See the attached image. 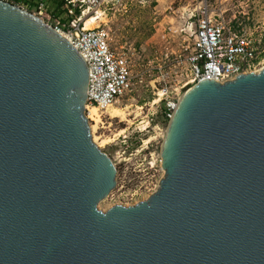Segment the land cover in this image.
<instances>
[{
	"label": "water",
	"instance_id": "obj_1",
	"mask_svg": "<svg viewBox=\"0 0 264 264\" xmlns=\"http://www.w3.org/2000/svg\"><path fill=\"white\" fill-rule=\"evenodd\" d=\"M88 82L62 34L0 0V264H264V68L189 88L157 190L106 211Z\"/></svg>",
	"mask_w": 264,
	"mask_h": 264
},
{
	"label": "rangeland",
	"instance_id": "obj_2",
	"mask_svg": "<svg viewBox=\"0 0 264 264\" xmlns=\"http://www.w3.org/2000/svg\"><path fill=\"white\" fill-rule=\"evenodd\" d=\"M4 1L29 10L24 1ZM42 3L45 8L54 2ZM204 8L259 41L264 57V0H104L96 10L87 11L95 18L91 28L108 29L111 47L126 55L133 76L132 91L113 106L121 110L118 116H111V108L98 110L101 120L93 130L95 123L86 111L92 140L117 170L116 186L99 202L100 210L146 200L164 177L161 147L171 118L165 114L167 101H159L157 93L167 87L170 98L178 101L194 85L187 56L192 50L194 16ZM31 12L43 17L40 10Z\"/></svg>",
	"mask_w": 264,
	"mask_h": 264
},
{
	"label": "built area",
	"instance_id": "obj_3",
	"mask_svg": "<svg viewBox=\"0 0 264 264\" xmlns=\"http://www.w3.org/2000/svg\"><path fill=\"white\" fill-rule=\"evenodd\" d=\"M103 1L67 0L66 7L70 14L78 9L79 15L63 24L51 25L78 50L87 63V112L88 105H94L102 112L107 111L132 91L133 76L128 58L111 47L108 29L101 25L86 28V13L99 8ZM43 8L41 3L40 14ZM38 16L43 18L42 15ZM194 17L196 26L192 50L187 56L193 76L191 83L205 80L225 82L240 74L259 72L264 68L259 41L244 32H238L227 24L223 16H213L207 8L200 10ZM157 95L159 101H167L165 114L172 118L179 100L170 98L167 87L160 89Z\"/></svg>",
	"mask_w": 264,
	"mask_h": 264
},
{
	"label": "trees",
	"instance_id": "obj_4",
	"mask_svg": "<svg viewBox=\"0 0 264 264\" xmlns=\"http://www.w3.org/2000/svg\"><path fill=\"white\" fill-rule=\"evenodd\" d=\"M20 1L26 2L29 7V11H32L33 9L39 11L42 3V0H13L14 3H18ZM52 1L54 3L47 5L44 8V11H42V14L44 18L53 20L55 24H63L66 20L70 21L72 17H75L80 13V11L76 9L74 14H70L69 8L66 7V0ZM65 15H67V19H63Z\"/></svg>",
	"mask_w": 264,
	"mask_h": 264
},
{
	"label": "bare ground",
	"instance_id": "obj_5",
	"mask_svg": "<svg viewBox=\"0 0 264 264\" xmlns=\"http://www.w3.org/2000/svg\"><path fill=\"white\" fill-rule=\"evenodd\" d=\"M98 15H96L95 17H97ZM85 20H86V28H91V25L95 23V18L91 15L89 16L88 13H86L85 16ZM111 109H113L114 107H110ZM88 110V118L93 121L95 124L92 125V129L95 130L97 128V124L100 122V115L98 113V109L96 106L94 105H88L87 107ZM109 110V109H108ZM111 116H118L121 112V110H117V109H113V110H109ZM124 112V111H123ZM97 140V139H96ZM108 141H105V143L107 144Z\"/></svg>",
	"mask_w": 264,
	"mask_h": 264
}]
</instances>
